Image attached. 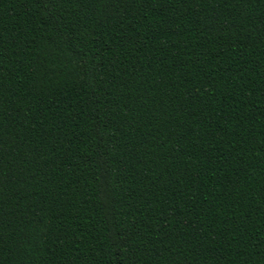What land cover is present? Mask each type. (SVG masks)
<instances>
[{
  "label": "trees",
  "instance_id": "1",
  "mask_svg": "<svg viewBox=\"0 0 264 264\" xmlns=\"http://www.w3.org/2000/svg\"><path fill=\"white\" fill-rule=\"evenodd\" d=\"M0 264H264V0H0Z\"/></svg>",
  "mask_w": 264,
  "mask_h": 264
}]
</instances>
